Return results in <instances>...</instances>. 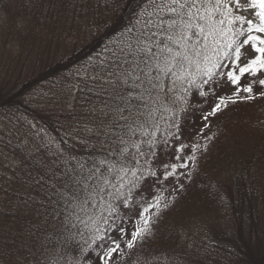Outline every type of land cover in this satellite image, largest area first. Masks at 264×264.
<instances>
[{"label": "trees", "instance_id": "obj_1", "mask_svg": "<svg viewBox=\"0 0 264 264\" xmlns=\"http://www.w3.org/2000/svg\"><path fill=\"white\" fill-rule=\"evenodd\" d=\"M142 2L143 0H55L54 7L45 10L34 0H0L1 43L10 36L13 41L28 49L27 41L20 38V35L23 36L20 27L23 28L25 24L28 37L33 41L48 43L50 46L61 43L60 34L45 36L43 30L37 31L38 21L40 23L48 16L58 21L60 17L61 21L72 24H83L85 21V35L91 37L84 36L79 43L81 47L78 43H73L72 48L67 49L68 52L61 59H48L37 65L25 64L20 54L16 58L19 59L17 65L12 66L14 61L11 54L0 51V264H72L74 255L79 254L60 239L57 219L60 204L54 185L61 183L62 173L74 163L73 157L88 162L103 158L114 147V132L118 131L116 123L112 125L111 134L107 138L110 141H106L109 146L105 148L89 147L92 144L85 142L69 145L64 138L68 125L71 124L73 130L77 127V134H85V138L94 125L89 122V131H86L84 127L87 128V125L79 117L64 115L65 117L59 116L58 119L53 118L52 113L46 117L41 111L39 115L24 104V92L82 67L87 68V76L93 81L91 83L98 86L95 88L111 91V87L107 84L101 86V81L91 76L96 75L95 67L121 39L120 34L124 28L135 20L134 8L138 11L137 6ZM5 24L8 25L7 28ZM33 51L37 53V49H32L27 53L28 57ZM242 52L245 54L241 57V65L254 55L247 49H242ZM222 71L226 72L227 69ZM10 73L14 76H9ZM262 78L264 73L257 77L246 74L241 81L248 80L252 83ZM18 82H25V87L15 93L14 86L20 85ZM227 84L220 81L219 87L205 85L204 91L209 92L212 87L216 88L217 94L218 88H225ZM252 86L256 98L246 100L233 96L238 102H229L227 108L216 115L219 130L215 146L203 160L202 166L193 173L187 186V205L193 202L197 206L198 200L203 203L208 199L222 209L226 208L222 204L223 200L230 205L226 221L218 223L225 232L224 236L227 234L228 238L221 242L217 264H264V221L258 208L260 201L264 206V96L259 95L264 92V87L258 83H253ZM216 94L213 96L209 92L207 97H201L195 89L191 90L188 102L184 105L187 110L179 112L180 105H176L178 115L174 119L186 116L193 124L201 121L217 101ZM88 95V100L93 102L104 99V94L95 90ZM247 95L244 93L240 97ZM18 113L25 116L23 119L18 117L17 121L14 117ZM31 118L41 121L42 126L54 133L56 144L59 143L58 148L46 143L38 149L35 147L36 151L29 150L28 143L17 136L22 129L11 126L22 120L24 129L31 124ZM98 125L105 129L103 125L96 124ZM161 126L162 129L168 127L163 122ZM163 135L162 130L158 136ZM32 144L30 142L31 146ZM1 159H9L18 165L11 171ZM7 174H10L9 178ZM41 177L44 179L41 180ZM139 188L140 186L134 189L133 194ZM130 208L133 207L120 209V212L123 209L124 217L123 223L118 224L120 227L128 220L126 212ZM187 211L189 212L188 208ZM4 222L8 224L5 225ZM26 223H29L28 227ZM117 232L115 224L108 234L114 237ZM94 247L95 251L88 249L87 255L103 250L98 246ZM22 251L26 252L24 259L19 255Z\"/></svg>", "mask_w": 264, "mask_h": 264}, {"label": "snow or ice", "instance_id": "obj_2", "mask_svg": "<svg viewBox=\"0 0 264 264\" xmlns=\"http://www.w3.org/2000/svg\"><path fill=\"white\" fill-rule=\"evenodd\" d=\"M137 7L135 20L124 28L121 39L95 67L92 77L100 80L101 86L109 85L120 102L114 147L91 162L73 157L61 183L54 185L60 204V239L79 253L95 251L94 246L102 248V264H109L115 253L123 254L121 242L108 234L109 222L121 218L122 207L132 206L134 189L150 177L160 179L152 170L151 158L157 156L161 122L175 127L171 136L179 139L176 105H180L179 112H185L191 90L201 97L209 92L215 96L216 88L206 92L204 86L230 82L232 96H219L203 116L207 121L229 102L237 103L233 96L254 99L253 83L264 87V78L240 86L246 74L257 77L264 73V0H143ZM242 49L254 54L243 65ZM225 68L227 71H222ZM241 92L248 95L240 97ZM168 143L169 137H165L163 144ZM188 147L180 143L174 149L171 162L163 165V179L179 180L180 170L190 167L184 160L196 161L201 145L192 144L191 154L184 155ZM160 208L157 196L150 204L145 201L133 231L127 233L117 225L119 236L129 237L123 241L128 249L151 234V212Z\"/></svg>", "mask_w": 264, "mask_h": 264}, {"label": "rangeland", "instance_id": "obj_3", "mask_svg": "<svg viewBox=\"0 0 264 264\" xmlns=\"http://www.w3.org/2000/svg\"><path fill=\"white\" fill-rule=\"evenodd\" d=\"M34 2L38 6L44 7L45 10H50L55 5V0H34ZM42 12L44 13V10ZM42 20L44 21H40V23L38 21L39 27L37 31L43 30L45 36L56 33L60 34L61 43H55L50 46L48 43L44 44L37 40L33 41L31 37H28L27 24H25L23 28L20 27L23 33V36L20 35V38L23 41L24 39L27 41L29 45L28 49L13 41L10 36L6 37L4 43L0 42V51L5 54H11L14 61L12 66L17 65L19 59L16 58L20 54L25 64L33 65H37L40 61L43 64L48 59H51V61L61 59L72 48L73 43H78V46L81 47V44H79L80 40L84 36H89L88 34L85 35L84 32L83 26L87 25L85 21L83 24L65 23L60 20V17L58 21L52 16L45 17ZM7 26L5 24V28ZM89 38L91 37L89 36ZM32 49H37L38 54L33 51V54L28 57L27 53L31 52ZM86 69L82 67L79 69L80 71L78 69L71 70L67 74H64V76H60L51 82L33 87V90H31L32 88L27 90L24 92V104H27L29 108H32L38 114L40 111L43 112L46 117L49 114L51 115V113L53 118L58 119H60L59 116L65 117L64 115L79 117L82 123H86L87 128L84 127L87 129L86 131H89L88 123H92L94 128L90 130L89 135L86 134V138L85 134H77V127L73 130L71 124L67 126L68 128L66 127L64 138H66L69 145L85 142L88 145L92 144L89 147L105 148L109 146V144H106V141H110L107 138L111 134L112 125L117 122V118L120 115L117 111V104L120 102L115 99L116 94L113 93L112 89L111 91L107 89L104 91L103 89L95 88L98 86L91 83L93 81L87 76L89 73ZM9 76L14 75L10 73ZM248 83L251 82L243 80L240 82V86H246ZM18 84L20 85L14 86L15 93L20 88L21 91L25 87V82H18ZM107 86L110 88L109 85ZM93 90L99 94L103 93L104 99L97 102L88 100V93H91ZM233 91L234 86L228 83L225 88H218L216 96H232ZM241 95H244V93L241 92ZM24 116L22 113H18L14 119L17 120L18 117L23 119ZM216 117L215 115L209 117L207 121L202 119L193 124V122L189 121L188 117L179 116L175 119V123L180 126L178 140L174 136H171V133L177 131L175 127H163L162 129L163 125L161 126V131H164V135L162 137L158 136L160 143L157 144L155 149L157 156L151 158L152 170L156 171L160 179L156 180L155 177H150L143 182L139 190L134 192L133 208L128 209L126 212L128 220L121 227L127 233L134 230V225L140 221L145 201L150 204L154 201L155 197L159 196L161 208L152 210L153 224L151 234L146 236L135 248L128 249L123 243V241L129 238L127 235L120 237L118 232L114 235V238L121 242L123 254H113L109 264H217V255L219 254L221 242L228 238L227 234L224 236L225 232L222 230V227L218 226V223L226 221V212H229L230 205L223 200L222 204L226 208L222 209V207L216 203L213 204L209 199L203 203H199L200 200H198L197 206H194L193 202H190L188 205L186 204L188 181L193 176V173L197 172V168L202 166L203 160L208 157L215 146L216 134L219 130ZM29 121L31 124L27 123L28 127L26 126L24 129L22 120L17 124L13 123L11 127L22 129L18 132L17 136L23 138L24 143H28L30 151H36L35 147L38 149L46 143L51 147L56 146L58 148L59 143L56 144L53 132L47 127L42 126L39 120L36 121L31 118ZM96 124L103 125L105 129L100 125L96 126ZM165 137H169L167 145L163 144ZM30 142L33 143V146L30 145ZM180 143L189 145L185 149L184 155L191 154L192 144H200L201 149L195 153L197 159L195 162L184 160L185 163L190 164V167L180 170L179 180L171 177L163 179L161 175L164 172L163 165L171 162L170 157L173 156L174 149L179 147ZM3 161L7 165L6 167L11 168V171L16 169L18 165V163H14L9 159ZM188 172L191 173L190 176L187 175ZM7 175V178H9L10 174ZM43 179L41 177V180ZM165 205L167 206L165 207ZM258 208L264 221V206L261 205V201L258 203ZM123 209L120 212L121 218H117L115 223L109 222L111 224L110 230L114 228L115 224L123 223ZM4 224L7 225L8 222H4ZM28 225L29 223H26L27 227ZM26 228L25 230L28 231ZM19 255L24 259L26 252L22 251ZM101 255H103V250L96 254L93 252L90 256L85 251L74 255L72 264L77 260L80 264H102V261L99 260V256Z\"/></svg>", "mask_w": 264, "mask_h": 264}]
</instances>
